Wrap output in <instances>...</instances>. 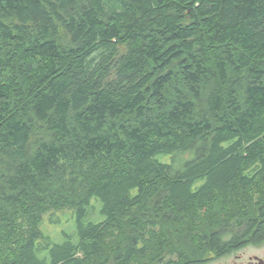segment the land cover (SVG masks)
Here are the masks:
<instances>
[{
    "label": "trees",
    "instance_id": "obj_1",
    "mask_svg": "<svg viewBox=\"0 0 264 264\" xmlns=\"http://www.w3.org/2000/svg\"><path fill=\"white\" fill-rule=\"evenodd\" d=\"M262 241L264 0H0V264Z\"/></svg>",
    "mask_w": 264,
    "mask_h": 264
},
{
    "label": "rangeland",
    "instance_id": "obj_2",
    "mask_svg": "<svg viewBox=\"0 0 264 264\" xmlns=\"http://www.w3.org/2000/svg\"><path fill=\"white\" fill-rule=\"evenodd\" d=\"M93 205H97L96 218H100L101 203L96 199L92 201ZM60 221L56 224L48 225V223L42 226L44 231H50L54 239L57 242H61L64 237V232L73 231L76 229V218L74 212L71 210H66L65 212L59 214ZM252 255H259L264 257V241L258 244H250L239 250L233 251L229 254L223 255L221 257H212L206 264H236L243 263L249 260Z\"/></svg>",
    "mask_w": 264,
    "mask_h": 264
},
{
    "label": "flooded vegetation",
    "instance_id": "obj_3",
    "mask_svg": "<svg viewBox=\"0 0 264 264\" xmlns=\"http://www.w3.org/2000/svg\"><path fill=\"white\" fill-rule=\"evenodd\" d=\"M236 264H243V263L240 262ZM246 264H264V257L259 255H252L249 257V260L246 262Z\"/></svg>",
    "mask_w": 264,
    "mask_h": 264
}]
</instances>
